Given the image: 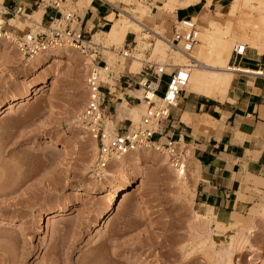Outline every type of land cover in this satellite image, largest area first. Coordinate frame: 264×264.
<instances>
[{"label":"rangeland","instance_id":"1","mask_svg":"<svg viewBox=\"0 0 264 264\" xmlns=\"http://www.w3.org/2000/svg\"><path fill=\"white\" fill-rule=\"evenodd\" d=\"M44 1L46 4L47 0ZM109 1L117 7L115 15L120 10L137 15L131 10L137 9L139 4L149 6L145 1ZM84 3L85 0H81V4ZM12 4L14 6V3ZM76 5L80 6L78 2ZM228 5L221 15L224 20L228 22L230 20L231 27H235L236 16H231L227 11ZM25 8L29 20L17 19L14 24L19 29H38L29 23L34 19L37 5L27 3ZM207 9L204 7V10ZM203 14L206 18V11H203ZM172 15L166 13L163 19L173 20ZM216 17L215 13L214 17L209 16L208 20H215ZM148 21V18L143 20L151 29L152 24L150 25ZM150 21L159 24L154 18ZM108 27L109 25L100 31H106ZM100 31L92 32L90 41L101 47L99 52L110 65L109 70L112 71L110 77H107L105 72H102L100 77L103 85L110 87L115 85L114 79L119 74L130 71L132 58L122 57L121 53L125 51L123 45L117 47L107 45L103 35H94ZM154 31H162L160 36L164 41L171 38L168 23L162 26L159 24L158 29ZM236 31L237 29L233 32ZM144 32H147V38L143 40L145 43H135L130 52L132 56H136L135 54L141 50L139 45H142L143 62L153 61L169 65L171 68L172 65L181 66L177 64L178 61H173L172 47L165 46L166 58L163 61L151 56L152 47L159 35ZM233 32L231 31L232 34ZM248 34H253L251 28ZM232 42L231 51L234 47V41ZM248 44L246 42L245 45L254 50ZM3 45L13 50H10V54L13 55L8 58L9 66L18 69L20 75L29 74L32 69L23 71L26 62L21 59L14 47L6 43ZM3 45L0 44V47L3 48ZM195 47L191 51L192 54L198 49L197 45ZM42 56L44 58L45 54ZM48 57H51V61L33 80L31 95L24 103L11 109L7 108L8 101L12 99V94L18 93L19 86L16 87L5 73H0V103L6 104L0 111V215L23 223L28 228L27 231L19 232L16 226L0 224V264H264V221L258 219L259 209L264 205L263 178H252L248 182L250 188L246 190H251L255 196L251 208L239 214L235 213L237 217L232 216L229 223L217 225L210 216L202 215L195 205L194 193L198 178L191 152L186 165V180L190 181L188 185L191 184V189L188 190L191 196L188 191L184 195L176 186L170 184L172 174L160 163V156L152 150L134 154L132 158L137 157L140 160L138 165L134 164L131 158L126 161V166H120L118 169L116 165H110V160L106 168L116 174V178L104 175L101 178L95 177L92 172L96 156L92 151V147L96 145L95 141L84 127L83 129L75 127L81 124L78 119L86 102L85 59L72 48L56 49L50 52ZM231 62L230 55V65ZM263 67L264 60L259 69ZM140 68L134 75L138 76ZM195 72L197 71L192 67L191 78ZM43 77L48 81L41 92L35 94L38 87L34 88ZM116 84L118 85L117 82ZM165 84L166 79L161 90L165 88ZM121 91L115 88L113 92L118 99L113 103L107 101L103 103V106H106L105 120L110 128L122 125V122L113 124L111 121L114 119L115 108L118 118H127L124 124H127L128 120L135 124L143 113L142 104L141 110H136L133 114L127 112L129 116H121L118 113L120 106L124 105L128 109L140 106L136 104L139 103L138 100L127 104L126 96ZM125 92L133 97L142 96L139 89ZM121 98L122 105L119 104ZM57 134L73 138L75 144L67 149V152L60 146L48 147L44 137L51 138ZM127 181L130 184H139L141 192L119 202L108 222L96 226L98 216L105 207V198L100 196L106 192L110 193L115 186L123 188ZM139 196L146 200L145 204H137ZM62 206L65 209L60 215L51 218L50 221L46 220V214L55 212ZM43 218L44 223L40 225ZM255 219V231L246 241L239 242L240 246L238 243L235 244L228 263L212 253L208 247L209 243H202L209 235L213 249L219 250L236 234L237 224L251 226ZM198 222L200 226L196 227L195 231L192 226ZM40 227L42 231H39ZM200 227L203 228L202 231L199 230ZM197 229L200 231L199 235ZM207 230L210 232L208 235Z\"/></svg>","mask_w":264,"mask_h":264},{"label":"crops","instance_id":"2","mask_svg":"<svg viewBox=\"0 0 264 264\" xmlns=\"http://www.w3.org/2000/svg\"><path fill=\"white\" fill-rule=\"evenodd\" d=\"M67 1L66 7L73 9L77 27L88 32L89 35L108 26L110 22L106 19V15L115 9L113 4L102 0H88L84 4H81V0ZM166 1L169 0L145 1L150 4L148 7L151 8L150 14L146 15L145 19L148 18L152 29H158L159 24L162 26L164 23H168L171 32L179 20L195 18L198 26L201 25L202 31L209 16L214 17L216 11L222 12L230 3V0H218L215 9L207 10H204L206 0H198L188 6H184L186 0H174L173 9L170 11L156 6L162 2L166 3ZM10 2L14 3V6ZM48 2L49 0H47ZM77 2L79 7L76 5ZM27 3L37 5L38 8L42 7V22L48 16L58 15L52 8L45 7L47 3L45 4L44 0L42 2L40 0H6L5 6L14 8L22 5L26 9ZM203 11H206V18ZM166 13L173 14V20H164L163 16ZM152 18L159 24L152 23L150 21ZM156 32L162 33V31ZM139 38L140 35L137 33H128L124 44H121L123 49H131L135 43H139ZM156 42L152 47L151 56L163 61L166 58L165 48L162 50L160 47L156 48ZM129 55L132 57V54ZM142 57H144L143 52L140 55L141 65ZM263 60L264 52L247 47L244 56L236 64L238 63L237 65L243 68L257 70L261 67ZM125 75L127 73H121L114 79L116 86H111L113 90L104 85L105 90L106 87L110 89L107 102L118 99L113 92L115 88L122 90L121 93L126 96L127 104L128 97L138 98L125 92L138 91L136 86L126 87L124 85L123 76ZM233 75L236 77L232 76L224 95L217 99L196 93L195 95L189 91L182 92L177 105L170 109V121L166 129L169 136L185 145L192 153L198 177L194 193L195 205L202 215L206 214L222 224L229 223L235 213L239 214L251 208L255 196L251 190H246V188H250L248 182L252 178L264 179V77L241 73ZM135 77L138 76L135 75ZM122 103L121 98L119 104L122 105ZM136 108L138 107L128 109L122 105L119 107L118 113L124 117L128 114L127 112L133 114ZM184 112L189 114L187 123L181 119ZM113 118L111 119L113 124L122 122V125L127 119L118 118L116 108ZM204 121L206 123H203Z\"/></svg>","mask_w":264,"mask_h":264},{"label":"built area","instance_id":"3","mask_svg":"<svg viewBox=\"0 0 264 264\" xmlns=\"http://www.w3.org/2000/svg\"><path fill=\"white\" fill-rule=\"evenodd\" d=\"M65 3L67 0H49L45 7L52 8L58 15L48 16L36 30L19 29L14 24L15 20L25 18L22 5L9 8L0 4V44L13 46L25 62L59 48L75 49L85 59L86 102L78 120L96 143L93 175L97 178L103 177L102 171L112 157L142 148L163 152L172 169L180 174L186 172L190 150L169 136L166 129L170 121V109L177 105L180 94L187 91L193 59L173 68L153 61H144L137 78L127 70V75L123 76L124 85L136 86L142 94L140 98L128 97L127 102L138 100L144 106L143 113L135 124L130 120L124 124V121L123 125H116L112 131L107 132L106 106H103V103L107 101V96H110V89L106 87L105 90V84L103 85L100 77L102 72L109 77L112 71L107 70L106 62L99 52L101 47L90 41L88 32L77 27L73 9L66 7ZM10 20H13V23ZM199 28L193 18L179 20L171 31L169 46L181 54L190 56L199 43ZM246 48L245 44L234 45L231 51L232 65L244 56ZM125 51L130 54L131 49ZM123 53L124 51L121 54ZM124 57L131 58L129 55ZM164 77L166 84L161 90ZM110 102L113 103L111 100Z\"/></svg>","mask_w":264,"mask_h":264},{"label":"bare ground","instance_id":"4","mask_svg":"<svg viewBox=\"0 0 264 264\" xmlns=\"http://www.w3.org/2000/svg\"><path fill=\"white\" fill-rule=\"evenodd\" d=\"M102 1H106L107 3H110L109 0H102ZM135 1L136 2H144L146 0H135ZM197 1L198 0H186L184 6L191 5ZM217 1L218 0H206V4L204 7L208 8V9H211V8L215 9L214 7H215ZM5 2H6V0L3 2L0 1V4H2V6H4ZM173 3H174V0H169L168 2L166 1V3L162 2L156 6H159V7L163 8L164 10L169 9V11H170L171 9H173ZM149 6H150V4H149ZM114 8L117 9L116 6H114ZM25 11H26V9L23 11V15L26 18V20H29V18L27 17L28 14ZM113 11H111L108 15H106V19L110 22L108 29L106 31H100V32L94 33L95 36L96 35L98 36L100 34L103 35L104 41L107 45H113V46L116 45L115 47H117V45H121L124 42L128 33L139 34L140 35L139 43L143 44V43H145L143 40L147 38V32H144V31H152L153 33H156L159 35V38L156 40L157 41L156 42V48L160 47V50H162L163 48H165V45L169 46L168 41H164V38L162 36H160L161 35L160 33L155 32L154 31L155 29H152V28L150 29L143 22V20L145 19V16L150 14V12H151V8H149L148 5L144 6L143 4H139V7L137 9L131 10L132 13H137V15H130L129 13L121 11V10L119 11V13L117 15H115V13H114L115 11L114 12ZM227 11L231 14V16H234V17L236 16L235 17L236 18L235 19V25H236L235 27L236 28L232 26L234 30H232L230 20H229L230 23L228 21L224 20L222 15H221V12L216 11L215 13L217 14V17H216L217 19L207 20L205 22V24L203 25V26H205V28L202 31H199V44L197 45L198 49L194 54L190 53V56H186L184 54L179 53L174 48L171 49V51H173V55H174V56H172V57H174L173 61H176V62L178 61L179 63H177V64L183 65V63H185L186 61L189 62L188 58H192L193 61L195 62V63H193L192 66L195 68V71H197V72H195V74L192 78H191V74H190L189 83H188V86L186 87L187 91H189L191 93L201 94L204 96H209L213 99H217L218 97H222L224 95L227 87L229 86V84L232 80V76L234 73L249 74V75H256L259 77H264V67L261 69H257V70H251L248 68H243L239 65H235V64L230 65L229 64V58L231 55V42L232 41H234V45L246 44V42H247V44L249 43L248 45L250 47H252L254 49L261 50V52H264V0H230ZM42 13H43V9L37 8V11L35 12V15H34V19H31L29 21V23L31 25L38 27L41 23V20H42ZM32 18H33V15H32ZM221 19H223V20H221ZM11 21H13V20H10V22ZM250 28L253 31V34H251V35L248 34V30ZM236 29H237V31L233 32ZM231 31L233 32V34L231 33ZM230 33L232 35H230ZM95 36H94V38H95ZM90 38H91V35H90ZM3 44L4 43H2V45ZM232 44H233V42H232ZM3 46H4L3 48L0 47V73H5L14 82V85L16 87L19 86L18 93L12 94L11 95L12 99L10 101H8V104H7L8 107L7 108L11 109L17 105H20L21 103H24V101L28 99L29 95H31L33 80L40 73H42L45 65L51 61V57H48L50 55V52H46V53H44L45 54L44 58H43V56L31 58L29 61L26 62V64L24 63V68H22V69L24 72L27 69H32V71H30L29 74L20 75V73L18 74V69L11 68L9 66V63H8V61H9L8 58L12 57V55H13V54L12 55L10 54V52H11L10 50H12V49L9 48L8 46H5V45H3ZM139 47L141 50L138 51V53L135 54L136 56H134V57L133 56L131 57L127 51H124V53L121 54L123 58H125L124 55H126V56L129 55L132 58V61L130 64V72L133 74L137 73L140 66H141L140 55H141V51L143 49V46L139 45ZM169 47H171V46H169ZM59 49H63V48H59ZM67 50H68V48H67ZM109 51H111V50H109ZM111 52H113V51H111ZM16 56L19 57L18 55H16ZM40 57H42L41 58L42 60H40ZM176 62H175V64H176ZM106 65H107V70H108L110 65H108L107 61H106ZM47 81L48 80L45 77H43L39 80L38 84H36V86L34 88V89H36L38 87V89L35 90V94L41 92V90L45 87V84L47 83ZM111 89H112V87H111ZM138 104L141 107L136 108V110H141L143 108L142 103H138ZM4 105H6V104L0 103V111H2V108L4 107ZM181 119H182V121L187 123L189 121V114L184 112L181 116ZM202 119H203V117H202ZM205 121L203 123H206ZM209 122H210V120H209ZM78 125H76V126L74 125V126L78 127V128L81 127L83 129L84 125H81V124H78ZM84 130H85V127H84ZM112 130H113V127L112 128L108 127L106 120H105V131L108 132V131H112ZM44 142L47 143L48 147H50V148H52V147L55 148L57 146H60L66 152H67V149H69L72 145L75 144V141L73 140V138H71L69 136H60L58 134L51 137V138L44 137ZM150 150H152V149L142 148V149H137L136 151H133V152H129L127 154L116 155V156L112 157L110 159L111 162H110V160H109V162H110V165L111 164L116 165L119 169L120 166H126V161L131 159L135 153H141L140 151L147 153V151H150ZM92 151H93V154L95 155L96 145L92 147ZM152 151H155V150H152ZM155 153H157V155L160 156L159 157L160 163L162 165H164L168 169V171H170V173L172 174V176H171L172 180L170 181L172 183H170V184L176 186V188L179 189V191H182L184 195L187 194V191L189 190L190 185H191L190 183L188 185V182H190V181L186 180L187 179V177H186L187 173L183 172L182 174H180L177 171H175L174 169H172V167L169 164V161L167 159V156L163 152L155 151ZM65 155H66V153H65ZM139 161L140 160L137 157L132 158V162H134V164L138 165ZM193 162H194V160L192 161V163ZM102 172H103V175L105 177L116 178V174H114L112 171L107 170L106 167L103 169ZM130 173H132V172H130ZM196 181H197V179H196ZM140 192H141V186L139 184H130V182L127 181V185L124 186L123 188H121L119 186H115L110 193L106 192L105 194L100 196V198H105V207L103 208L102 212L98 216V223H96V226L104 225L106 222H108V220L112 216V214L115 211L117 204L119 202L126 201V200L130 199L134 194H138ZM189 195H190V192H189ZM145 203H146V200L142 196H139L137 198V204L143 205ZM64 209H65L64 206H62V207H59L58 210H56L55 212H50V213L46 214V216H45L46 220L50 221L51 218L60 215V213L62 211H64ZM233 216L237 217L236 214H234ZM44 218L40 222V225L44 223ZM258 219L264 221V205L261 206L259 209ZM236 221L238 222L239 218ZM199 222H198V224H195L196 223V220H195V223H194L195 225L192 226V228L195 231H196V227L199 228V226H200ZM215 223L217 225H223L222 223H219L216 221H215ZM0 224H7L9 226H16L17 227L16 230L19 232L27 231V229H28L25 224L16 222V221L9 219V218H6L3 215H0ZM201 224H203V223H201ZM236 226H238V227H236V228H238L237 229L238 231L236 232V234L234 236L230 237V242L226 246H222L221 249H219V250L213 249V244H212L210 237L208 235L210 233L209 230H207V232H206L208 237L204 241L201 239L203 244H206V242H207V244L209 243L208 247L210 248V250L212 251V253L214 255H217L218 257H220L221 259H223L227 263L230 260V254H231L232 250H234L233 248H234L235 244L236 243L239 244V242L243 243L244 240L246 241L248 239V237L251 235V233L253 231H255L256 219H255V223H253V225H251V226H243L240 224H237ZM203 228H204V226H203ZM202 229L200 227L199 230L202 231ZM42 230L43 229H41V227H40L39 231H42ZM199 230L197 231V235H199V232H200ZM194 237H195V235H194ZM202 243H201V245H202ZM239 246H240V244H239ZM235 248H237V247H235Z\"/></svg>","mask_w":264,"mask_h":264}]
</instances>
